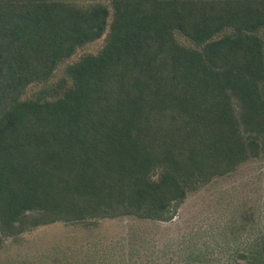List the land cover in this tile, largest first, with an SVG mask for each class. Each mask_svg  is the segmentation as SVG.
<instances>
[{
    "label": "trees",
    "instance_id": "16d2710c",
    "mask_svg": "<svg viewBox=\"0 0 264 264\" xmlns=\"http://www.w3.org/2000/svg\"><path fill=\"white\" fill-rule=\"evenodd\" d=\"M262 31L264 0H0V249L57 222L170 221L264 157ZM103 36L56 98H23Z\"/></svg>",
    "mask_w": 264,
    "mask_h": 264
},
{
    "label": "rangeland",
    "instance_id": "374dc122",
    "mask_svg": "<svg viewBox=\"0 0 264 264\" xmlns=\"http://www.w3.org/2000/svg\"><path fill=\"white\" fill-rule=\"evenodd\" d=\"M176 39L193 45L179 34ZM103 41L104 36L78 48L48 81L29 85L23 98H56L71 85L65 67L98 52ZM241 255L247 264H264V157L190 193L170 221L122 217L90 227L60 222L37 227L6 239L0 264H233Z\"/></svg>",
    "mask_w": 264,
    "mask_h": 264
}]
</instances>
